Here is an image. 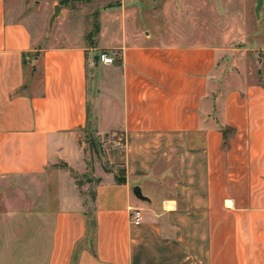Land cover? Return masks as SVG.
I'll return each instance as SVG.
<instances>
[{"label":"crops","instance_id":"1","mask_svg":"<svg viewBox=\"0 0 264 264\" xmlns=\"http://www.w3.org/2000/svg\"><path fill=\"white\" fill-rule=\"evenodd\" d=\"M37 1L0 0V264H264V0Z\"/></svg>","mask_w":264,"mask_h":264},{"label":"rangeland","instance_id":"2","mask_svg":"<svg viewBox=\"0 0 264 264\" xmlns=\"http://www.w3.org/2000/svg\"><path fill=\"white\" fill-rule=\"evenodd\" d=\"M62 1V0H60ZM63 1H71V5L75 6L76 2L79 0H63ZM81 1H91V0H81ZM252 1V0H251ZM254 1V0H253ZM21 3H23L26 6V12L31 13L33 16L38 18L42 17V11H39L38 7V1L37 0H20ZM105 2L101 1L100 4L94 5L96 3H91L89 5H85L86 10H94L98 5H102ZM251 17H253V22H255L254 13L251 10L250 13ZM259 19V18H258ZM43 30L45 31L44 39L42 40V44L48 45L51 43V41H54L52 39L53 35L52 32L54 29H56V26L54 23H49V20L46 18ZM78 145L81 148L82 152V159H84L85 162V173H77L73 170H69L66 163L62 161H58L53 166L58 169L57 171L59 173L68 172L72 177L75 179L78 189H80L81 194L83 195V198L85 199V209L88 212H91L92 205H91V192L94 186V181L96 180L94 176V169L97 163H102L101 155L104 150V147L108 145V142L111 141V138H108L106 136H98L94 133H91L89 130H83L80 131L78 134ZM57 171H54L52 167H48L47 173L53 174L58 173ZM54 173V174H55ZM86 243L91 244V240H86Z\"/></svg>","mask_w":264,"mask_h":264},{"label":"built area","instance_id":"3","mask_svg":"<svg viewBox=\"0 0 264 264\" xmlns=\"http://www.w3.org/2000/svg\"><path fill=\"white\" fill-rule=\"evenodd\" d=\"M98 59L106 64L113 63L114 58L110 55H108L106 52H100L98 54ZM129 219L130 222L134 225H138L142 222L143 219V213L142 209L135 206H130L129 208Z\"/></svg>","mask_w":264,"mask_h":264},{"label":"trees","instance_id":"4","mask_svg":"<svg viewBox=\"0 0 264 264\" xmlns=\"http://www.w3.org/2000/svg\"><path fill=\"white\" fill-rule=\"evenodd\" d=\"M93 234H94L93 212L87 211L86 212V237H85V241L88 239L93 240Z\"/></svg>","mask_w":264,"mask_h":264},{"label":"water","instance_id":"5","mask_svg":"<svg viewBox=\"0 0 264 264\" xmlns=\"http://www.w3.org/2000/svg\"><path fill=\"white\" fill-rule=\"evenodd\" d=\"M262 2H263V0H256V4H255V14H256L257 17L259 16V9H260V7L262 5ZM58 11H59V7L56 5L54 7V9H53V14H52V16L50 18V23L53 22L54 18L58 14ZM136 191H137V188L135 187L134 192L136 193Z\"/></svg>","mask_w":264,"mask_h":264}]
</instances>
